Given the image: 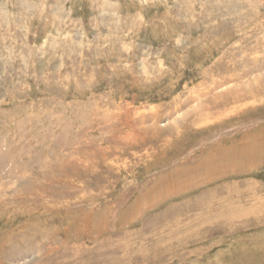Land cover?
<instances>
[{
  "label": "rangeland",
  "instance_id": "374dc122",
  "mask_svg": "<svg viewBox=\"0 0 264 264\" xmlns=\"http://www.w3.org/2000/svg\"><path fill=\"white\" fill-rule=\"evenodd\" d=\"M0 264H264V0H0Z\"/></svg>",
  "mask_w": 264,
  "mask_h": 264
},
{
  "label": "bare ground",
  "instance_id": "6f19581e",
  "mask_svg": "<svg viewBox=\"0 0 264 264\" xmlns=\"http://www.w3.org/2000/svg\"><path fill=\"white\" fill-rule=\"evenodd\" d=\"M211 220V219H210Z\"/></svg>",
  "mask_w": 264,
  "mask_h": 264
}]
</instances>
